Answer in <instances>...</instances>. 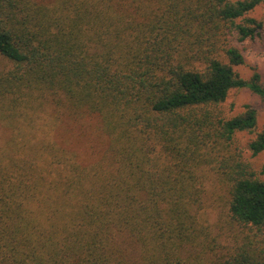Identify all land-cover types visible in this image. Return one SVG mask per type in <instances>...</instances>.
Wrapping results in <instances>:
<instances>
[{"label": "trees", "instance_id": "obj_1", "mask_svg": "<svg viewBox=\"0 0 264 264\" xmlns=\"http://www.w3.org/2000/svg\"><path fill=\"white\" fill-rule=\"evenodd\" d=\"M262 3L0 0V264H264L205 211L214 178L264 234V125L226 109L264 103L237 69Z\"/></svg>", "mask_w": 264, "mask_h": 264}, {"label": "rangeland", "instance_id": "obj_2", "mask_svg": "<svg viewBox=\"0 0 264 264\" xmlns=\"http://www.w3.org/2000/svg\"><path fill=\"white\" fill-rule=\"evenodd\" d=\"M250 16L262 19L264 17V3L259 5L254 11L250 13ZM238 45L243 49L248 65L238 66L237 69L241 75L245 78H250L253 74L252 66L257 67L264 78V29L262 33L256 37L254 40H245ZM245 104H253L258 108V124L259 129L264 125V103L261 102L260 98L253 94L249 89H234L230 92L227 102L226 109L229 111V108H232V113L236 114L243 110ZM238 138L243 146L248 145L249 141L252 138V135L241 132L238 134ZM247 157L251 156V153L248 150H245ZM251 160L258 167L264 166V152L260 153L255 157H251ZM213 183L209 184L208 188V197L205 211L208 213L209 220L215 229V231L222 234V239L224 238L225 242L232 240L236 234H240V239L242 240L245 235H248L250 240L255 244L256 242L264 240V234L259 233L254 235L253 232L248 231V229L243 230L242 232H235L236 226L232 225V222H228L227 210H228V199L225 189L220 186L217 180L212 179ZM229 232V239L225 233ZM226 236V238H225ZM246 238V237H245Z\"/></svg>", "mask_w": 264, "mask_h": 264}]
</instances>
